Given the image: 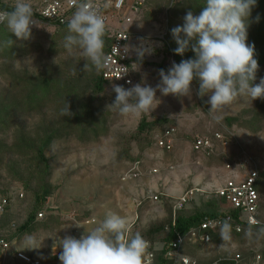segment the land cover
I'll use <instances>...</instances> for the list:
<instances>
[{
	"label": "rangeland",
	"instance_id": "1",
	"mask_svg": "<svg viewBox=\"0 0 264 264\" xmlns=\"http://www.w3.org/2000/svg\"><path fill=\"white\" fill-rule=\"evenodd\" d=\"M45 1L26 0L33 9ZM185 1L187 4L178 0L177 5H150L135 14L134 35L130 42L132 58L138 60L134 49L142 44L153 49L139 65L137 61L133 64L136 83L155 88L160 80L159 70L167 71L176 62L169 45L170 30L183 24L187 11L199 14L194 10L199 6L195 0ZM178 4L180 8L175 11ZM260 4L253 9L248 39L254 33L255 23L259 26V22L264 21V12L259 13ZM257 16L260 17L258 22ZM43 27L32 29L30 41L34 47L29 56L23 53L24 56L16 61H0V106L21 100L30 83L43 77L70 80L75 92L61 95L60 90L58 94L54 91L46 108L15 113L12 128L0 132V148L21 149L19 153L0 151V197L14 198L6 213L0 215V235L17 245L18 251L42 264H61L59 239L66 235L80 238L97 227L108 213L125 218L126 238L139 232L146 242L160 250L168 234L166 227L173 221V207L187 190L195 188L203 194H197L175 218L216 210L217 192L229 180H239V176L251 168L264 171V111L258 106L259 99L251 101L248 97L238 96L232 103L210 114V106L203 105L192 83L191 96H162L157 92L158 100L148 112L122 115L111 106L115 99L113 85L118 84L105 85L99 92L96 70L91 62L88 70L83 71L86 61L80 51L77 48L71 52L60 51L61 31L55 26ZM56 46L58 50H52ZM25 58H29L27 62ZM260 78H264V68L258 70L255 83L258 84ZM20 80L27 86L22 83L17 87ZM60 96L72 100V109L80 110L70 108V119L81 116L75 125L69 126L74 129L70 135L60 128L64 120L62 109L68 107L64 104L61 108V98L56 99ZM205 99L207 101L208 97ZM226 118H236L238 123L230 128L225 123ZM162 119L164 123L159 122ZM143 121L151 127L140 131ZM170 127L176 129L174 136L177 138H173L174 149L166 151L156 146V138ZM78 128L87 130L85 135L90 138L93 130L101 137L84 143L78 139ZM219 131L232 134L235 140L224 151L219 149L217 157L206 158L192 152L194 137H213ZM47 140L50 143L44 153L45 159L40 160L39 151ZM229 158L247 162L248 167L229 172L225 168ZM134 169L140 172V177H133ZM18 191L24 198L18 199ZM45 193L48 194L45 202L38 205V197ZM155 196L160 200L155 201ZM262 196L264 206V193ZM211 202L215 206L210 205ZM219 207L225 208L224 205ZM43 210L47 213L41 220L35 217L31 225L36 226L33 232L20 231L32 212L37 215ZM71 214L75 220L70 218ZM29 238L34 240L35 249L28 252L25 250L29 247ZM222 244V239L217 236L209 247L185 245L182 252L199 264H210L237 254L251 259L255 254L264 253V235L260 232L251 235L231 233V240Z\"/></svg>",
	"mask_w": 264,
	"mask_h": 264
},
{
	"label": "clouds",
	"instance_id": "2",
	"mask_svg": "<svg viewBox=\"0 0 264 264\" xmlns=\"http://www.w3.org/2000/svg\"><path fill=\"white\" fill-rule=\"evenodd\" d=\"M257 4L258 0H204L198 15L187 11L183 24L170 33L177 45L174 54L183 57L190 50L194 58L173 62L167 71L159 70L160 80L155 88L144 83L128 89L113 85L115 99L111 106L122 115L148 112L158 100L157 92L162 96H191L194 80L199 85L196 94L201 99L208 97L210 114L238 96L251 101L264 99V78L255 83L259 70L255 44L248 43V27ZM259 19L257 16V22ZM0 24L11 33V39L0 42V47H6L14 41L12 36L19 41L30 40L37 21L30 3L15 0L11 10H0ZM66 26L63 46L69 52L73 48L80 51L86 61L83 71L88 70L89 62L97 72L103 70L107 60L103 51L106 25L99 8L89 0H80ZM134 51L139 65L153 49L142 44ZM63 114L72 115L69 104ZM219 236L223 244L231 240L228 220L219 223ZM27 243V249H35L34 240L29 238ZM59 248L61 264H143L147 242L139 232L126 238L125 218L108 213L97 227L80 238L66 235L59 239Z\"/></svg>",
	"mask_w": 264,
	"mask_h": 264
},
{
	"label": "built area",
	"instance_id": "3",
	"mask_svg": "<svg viewBox=\"0 0 264 264\" xmlns=\"http://www.w3.org/2000/svg\"><path fill=\"white\" fill-rule=\"evenodd\" d=\"M12 0H0V4H7ZM149 0H89L93 6L99 8L100 15L105 21L106 31L109 37L112 38L113 43L106 55V67L103 69V78L105 81L111 83H119L124 88L128 89L136 83L134 73L132 71L133 64L130 52V42L132 39L134 24V16H136L144 5ZM174 2L175 0H166ZM80 0H47L37 6V26L50 25L58 27L66 25L75 11L76 5ZM13 5V4H12ZM0 10H3L0 5ZM136 14V15H135ZM3 24H0V27ZM131 82V83H129ZM175 128L166 129L158 138H156V146L158 148L171 151L174 149V134ZM177 138V137H176ZM175 138V139H176ZM235 140L232 134L228 135L224 132H216L213 137H197L192 142V152L202 155L206 158L217 157L220 152L230 145V142ZM237 159H228L225 163V168L229 172L242 171L243 168L248 167L247 162L236 161ZM133 177L141 176L140 172L134 169ZM239 180H229L227 184L218 192V198L223 201L225 206L222 215L217 217H205L203 221L195 228L189 230L186 234L176 233L175 239L163 245V248L157 250L154 245L147 242V248L143 259V264H199L198 261L189 259L187 255L182 252L185 245L195 247L200 245L202 247H209L212 245L214 236H219V223L228 220L231 224L232 230L237 235H242L249 232H261L264 229V216L261 213V196L256 191V183L259 178V170L251 168L246 170ZM18 199L24 198V194L20 191ZM197 194L201 193L199 189H189L180 196L179 202L173 207V221L175 224V216L178 211L184 209L186 205L191 203ZM12 197H0V215H4L13 202ZM155 201H159V196L154 197ZM141 205V204H140ZM47 209L52 210L51 207ZM47 212L44 210L37 215V219L44 218ZM74 216V215H73ZM72 214L70 218H73ZM169 232V228H166ZM15 244L6 241L0 235V255L5 259L11 252ZM14 258L23 264H42L40 260H36L30 255L15 251ZM1 264V263H0ZM208 264V263H205ZM210 264H264L261 253L255 254L251 259L243 258L240 254L235 257L232 256L227 259H220Z\"/></svg>",
	"mask_w": 264,
	"mask_h": 264
},
{
	"label": "trees",
	"instance_id": "4",
	"mask_svg": "<svg viewBox=\"0 0 264 264\" xmlns=\"http://www.w3.org/2000/svg\"><path fill=\"white\" fill-rule=\"evenodd\" d=\"M189 1H192V0H189ZM175 2L178 3V0H175L174 2H170V1H166V0H149L144 5V7H148L150 5L171 6V4L174 5ZM195 3L199 6H196V8H194V10H197V12L199 13L202 10L201 7L203 6L204 2H202L200 0H195ZM258 3H261L260 9L262 11V12L260 11L259 13H263L264 12V0H258ZM183 4H187L185 0H184ZM0 5H1L3 10H11V7H12L11 2H9L7 4H0ZM176 5H175V7H176L175 11L178 10V8H180L179 4H178V6H176ZM181 8H182V6H181ZM36 9L37 8L33 9L34 18L37 17ZM182 9L184 12H186V9H184V8H182ZM172 10H174V8ZM262 20H264V18H262ZM259 24L260 25L257 26V23H255L256 28L254 27V29H252V33L254 32L253 33L254 35L251 34V36H249L250 38L248 39V43L249 44H253V43L255 44V49H256L255 58L258 60L259 69H260V68H264V21L259 22ZM66 25H60V26L56 27L59 29L58 31H61V34L59 35L60 36L59 40H61V44L59 47L60 51L65 50L63 45H64V38L67 35V26ZM9 39H11V33L8 32V30L6 29V27L4 25H2L0 27V42L7 41ZM12 39L14 40L12 42V44H10L6 47H0V61L1 60L16 61L22 57L23 53H25L26 56L30 55L32 47H34L30 40L19 41V40H17V38L15 36H12ZM251 39H254V40H251ZM55 41H58V38L55 39ZM104 41H105V44H104L103 51H104V55L106 56L107 53L109 52L111 46H112V43H113V40L111 37H109V33L107 31H105ZM169 45H170L171 53L173 54V57L175 58L177 63H179L182 59L194 58V53L190 50L188 52H186L183 57L174 54L173 49H175L177 47V45L174 42L173 38H170ZM52 50L57 51L58 50L57 46L53 47ZM8 57H10V58H8ZM135 61H137V59L136 60L135 59L130 60V62H132V63H135ZM95 81H96V89L99 92H102L104 90L105 85L114 84V83H111V82L104 80L103 70H101L100 72L96 71ZM22 83L24 84V86H27L24 81L20 80L17 83L18 84L17 87H20ZM115 84L119 85V83H115ZM193 84L196 86L197 91H198V86H199L198 81L194 80ZM15 85H16V83H15ZM58 90L61 91V95H69V94H72L75 92L73 89V82L70 80H64V81L51 80L50 78L43 77L42 79H40L36 82H31L29 85V89H28L27 94L24 95V97L21 100H18L15 103H10V104L0 106V132L1 131H7V130L9 131L12 128L13 117L16 116L15 113L23 112V111L31 113V112L40 111L43 108H46L50 104V98H51L52 93L54 91H57V94H58V92H59ZM77 90L78 89H76V91ZM59 98H61V101H60L61 102L60 103L61 108L64 107V104H66V105L69 104L70 108L73 105V103L70 102L72 100H70V99L68 100V99H65V97L60 96V97L56 98L57 101L59 100ZM200 100L203 103V105H207L205 97L203 99L200 98ZM259 100H260V102L258 101V106H260L261 110L264 111V99H259ZM66 108L67 107H65V109ZM63 110H64V108L62 109V111ZM72 110L76 111L79 109L76 108V109H72ZM81 110H84V109H81ZM66 117L67 116L64 115V120H62V122L60 123V128L64 129V130L66 129L65 131L68 132V133L67 132L66 133L68 135H70L72 133V130H74V129H71L73 127H69V126L75 125V123H77L76 120L80 119L81 116H78V117H75L72 119H70L69 116L67 118ZM159 122L164 123L165 120L162 119ZM225 123L228 125V127L232 128L234 125H236L238 123V120L236 118H226ZM150 125L151 124L147 123L146 121H143L139 127V130L145 131L148 127H151ZM78 129L80 131V133H79L80 136L78 137V139L84 143L93 142L95 140L97 141L101 137V134H98V132L95 130H93L94 133L92 135V138H90L89 136L85 135L87 133V130L80 129V128H78ZM152 130H153V128H152ZM61 137H62V134L59 135V138H61ZM195 138H197V137H194V139ZM49 143L50 142L47 140L46 143L41 147V149L39 151L40 160L45 159L44 153H45L46 148H47ZM0 151L4 152L6 154L7 153H19V152H21V149L20 148H12V147H6V148L3 147V148H0ZM256 191L259 193V195L261 197H263L262 195L264 193V171H259V178H258L257 183H256ZM47 195L48 194L45 193V194H43V196L38 197V199H37L38 205H39V203L45 202ZM220 204L223 205V201L219 199V203L216 202V207H217L216 210L199 211V212H196L195 214L190 215V216H182V215L177 216L176 220H175V224H173L171 221V224L168 226L169 232H167L168 234H167L166 238L164 239V243L167 244V243L172 242L176 237V233L186 234L192 228L197 227L203 221V219L207 216L217 217V216L222 215L223 209L222 208L220 209V207H219V206H221ZM210 205L215 206V203L211 202ZM263 207H264L263 203H261V209L260 210H261L262 216H264ZM37 215L35 214V212H32L27 223L20 228V231L33 232L35 230L34 228H36V226L33 227L31 225L34 222L35 217L37 218ZM231 233L236 234L233 230ZM216 237L217 236H214V238H216ZM262 256H263V261H264V253L262 254Z\"/></svg>",
	"mask_w": 264,
	"mask_h": 264
},
{
	"label": "crops",
	"instance_id": "5",
	"mask_svg": "<svg viewBox=\"0 0 264 264\" xmlns=\"http://www.w3.org/2000/svg\"><path fill=\"white\" fill-rule=\"evenodd\" d=\"M17 246V245H16ZM13 246V248L11 249V252L9 253V255L7 256V258L5 259L4 257H2L0 255V263L1 264H23L22 262H19L17 259L14 258V253L17 250L15 247ZM18 251V250H17ZM25 251H30L29 249H26ZM31 254V253H30ZM32 257V256H31Z\"/></svg>",
	"mask_w": 264,
	"mask_h": 264
}]
</instances>
